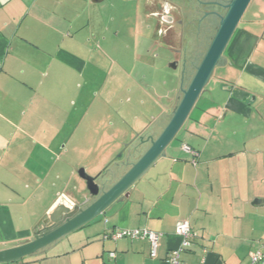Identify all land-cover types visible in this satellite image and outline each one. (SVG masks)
<instances>
[{
  "label": "crops",
  "instance_id": "0c3cea01",
  "mask_svg": "<svg viewBox=\"0 0 264 264\" xmlns=\"http://www.w3.org/2000/svg\"><path fill=\"white\" fill-rule=\"evenodd\" d=\"M117 3L0 0V251L31 240L62 194L85 193L78 168L103 174L120 160L102 165L101 159L122 148L124 156L175 102L179 87L165 101L159 98L160 111L153 120L145 116L143 126L134 99L115 115L106 99L113 114L94 123L91 107L100 92L89 101L81 80L101 50H94L97 42L103 47L94 23L105 24ZM223 57L226 65L217 67L229 82L222 85L224 99L204 88L180 139L126 191L127 198L47 252L8 264H170L182 244L176 230L182 220L197 234L181 252L183 262L248 264L264 246V20L242 18ZM80 152L83 164L76 159ZM115 229L162 234L157 256L146 239L105 238Z\"/></svg>",
  "mask_w": 264,
  "mask_h": 264
},
{
  "label": "water",
  "instance_id": "95a60500",
  "mask_svg": "<svg viewBox=\"0 0 264 264\" xmlns=\"http://www.w3.org/2000/svg\"><path fill=\"white\" fill-rule=\"evenodd\" d=\"M251 1L232 0L225 8L205 56L184 81L181 67L179 90L169 113L164 111L125 151V158L115 161L103 174L91 176L81 169L78 174L85 183V193L72 197L62 194L34 226L31 240L0 251V264L47 252L71 232L103 215L122 196H129L126 191L165 154L216 67L226 65L223 54ZM75 190V195H79L81 188L75 187Z\"/></svg>",
  "mask_w": 264,
  "mask_h": 264
},
{
  "label": "rangeland",
  "instance_id": "374dc122",
  "mask_svg": "<svg viewBox=\"0 0 264 264\" xmlns=\"http://www.w3.org/2000/svg\"><path fill=\"white\" fill-rule=\"evenodd\" d=\"M126 1L118 0V8L110 9L105 24L94 23V32L103 37V47L97 42L94 50L99 48L101 50L96 52L98 55L89 65L81 82L85 87L83 92L86 93L89 101L97 91L100 92L99 99L94 100V105L91 107V114L97 121L94 123L102 121L103 114L114 113L115 115L114 111H118L117 109L122 106L121 103L126 106L131 99H134L135 113L140 115L144 126L147 123L146 117L150 118L149 121L153 120L160 111L159 98L162 102L165 101L166 98L163 96L169 97L172 90L180 86L181 66L171 67L175 57L164 38L158 37L156 31H152L149 25L154 21L143 16L146 15L145 8H142L143 13L138 16L137 10L140 12L138 1ZM243 18L263 21L264 0H252ZM99 42L101 43V40ZM222 77L224 79H221ZM228 83L226 74L217 67L206 88V94L215 89L217 99L218 96L224 99L225 91L222 85L229 87ZM116 84L120 86V89L116 90L117 88L114 87ZM106 99L111 100V104L115 105L113 113L112 106L106 105ZM77 107L84 111L80 102ZM131 115L137 117L132 112ZM182 134V132L179 133L173 143H176ZM123 150L124 148L119 152L110 153V157L102 158L101 164L107 165L111 159L123 160L125 158ZM70 156L73 158L72 154ZM85 156L84 152L78 153L76 159L79 161L77 162L83 164ZM81 169L84 168H78L77 175Z\"/></svg>",
  "mask_w": 264,
  "mask_h": 264
},
{
  "label": "flooded vegetation",
  "instance_id": "af4514ba",
  "mask_svg": "<svg viewBox=\"0 0 264 264\" xmlns=\"http://www.w3.org/2000/svg\"><path fill=\"white\" fill-rule=\"evenodd\" d=\"M232 0H142L146 18L174 55L171 67L183 69V81L198 68ZM144 7V8H145ZM140 13L142 9H140ZM243 18V17H242ZM155 33V32H154Z\"/></svg>",
  "mask_w": 264,
  "mask_h": 264
},
{
  "label": "built area",
  "instance_id": "2783aa9c",
  "mask_svg": "<svg viewBox=\"0 0 264 264\" xmlns=\"http://www.w3.org/2000/svg\"><path fill=\"white\" fill-rule=\"evenodd\" d=\"M183 149L197 156V153L194 152L189 146L184 145ZM176 230H177V234L182 238V244L179 249H176L171 252L169 262L170 264H186L180 258L181 252L184 249H188L193 245L192 239L197 237V234L193 232L191 225L187 220L179 221L176 226ZM161 236L162 234L149 231L147 229H137V230L115 229L111 235H105V238H112L113 240L146 239L151 244L152 257H156ZM248 264H264V246L262 247L261 250H258L257 252L251 254Z\"/></svg>",
  "mask_w": 264,
  "mask_h": 264
}]
</instances>
